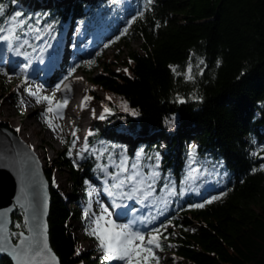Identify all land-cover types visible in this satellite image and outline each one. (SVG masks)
<instances>
[{"label":"trees","instance_id":"obj_1","mask_svg":"<svg viewBox=\"0 0 264 264\" xmlns=\"http://www.w3.org/2000/svg\"><path fill=\"white\" fill-rule=\"evenodd\" d=\"M35 1L40 9L28 16L32 28L48 29L52 24L53 30H59L69 20L88 17L97 22L108 14L101 6L104 0ZM0 2L6 5L2 23L13 5L11 0ZM121 4L117 1L120 10ZM130 4L131 12L113 25L112 34H119L125 46L139 40L141 51L128 53L126 72L110 66L98 74L86 70L93 86L112 97L104 102L113 109L105 116L104 132L120 133L129 140L130 155L139 147L145 158L155 160L158 154L163 174L171 173L179 182L187 173L190 145H197L192 156L197 161L220 164L217 183L207 197L188 188L181 194L177 186L176 196L162 207L164 176L159 180L155 192L159 208L152 217H159L155 227L162 222L170 226L160 228L164 249L168 242L173 245L175 264H264V170L259 169L264 160L252 155L264 145V0H152L151 4L131 0ZM137 11L144 12L143 17L129 25ZM37 19L43 22L36 25ZM121 25L128 27L124 35ZM29 33L31 39L34 32ZM190 57L194 81L185 79ZM171 66H177L175 72ZM176 93L187 101L178 102ZM192 94L203 96V101H193ZM89 95L98 98L93 92ZM122 101L139 114L125 111ZM88 140L94 143L93 136ZM162 140L167 141L165 152ZM66 146L55 162L68 171L71 196L54 188L50 167H44L51 183L50 243L60 264H94L81 250L76 254L79 240L71 227L74 213L67 201L86 188L85 180L95 172L86 157L79 161L69 157ZM253 166L256 172L251 171ZM220 192L225 195L203 207H188ZM23 218V211L16 208L13 233ZM0 264L13 263L4 255Z\"/></svg>","mask_w":264,"mask_h":264},{"label":"rangeland","instance_id":"obj_2","mask_svg":"<svg viewBox=\"0 0 264 264\" xmlns=\"http://www.w3.org/2000/svg\"><path fill=\"white\" fill-rule=\"evenodd\" d=\"M11 1L13 5V11L11 14L15 11H20L27 14V16L24 15L26 19L30 14L38 12L40 9L35 3V0H16L15 3H13V0ZM117 1L122 3L120 7L121 10L117 6ZM130 2L131 0H104L101 6H103V9L108 14L103 18L100 16L102 20L98 19L97 22L95 20H91L90 22L88 17H84L81 19L69 20L64 23L59 30H49L45 29V27H39L42 29V39L36 40V43L33 45L35 51H33V48H26L25 50L28 51L32 57H36L41 55L40 49H45L43 52V61L33 59L30 68L24 73H20V66H22V63L27 62V57L20 56L23 61L22 59L17 61L19 62V66H17V62H15V65L18 67V75H12L9 79V77L0 74V123L15 130L16 135L20 137L19 133L21 130L18 128L19 124L31 122V127L29 126L26 129V132L32 133L34 131L37 134L35 136L36 143L44 138V145H39L34 152L38 156L39 160H41L40 163L43 165V168L50 167L49 169L52 175V184L58 192H61L66 196H71L73 193L72 182L69 179L67 169L58 166L55 162L58 155L67 148L64 141L67 140L69 145L73 139H76V147L73 149L74 155L72 158L78 161L81 160L79 153L81 152L84 144L87 143L90 146L89 151L84 152L83 157H86L87 163L91 164V171L95 172V175L88 179L93 182L95 188L93 189L86 184V188L78 191L74 200L72 202L67 201V204L74 213V219L71 222V227L79 240L80 250L89 258L95 260L94 264H104L106 261L102 259L103 253L100 250L97 252L90 251L91 247L98 246V241L94 236H91L87 231H85V229L88 228L94 216L101 210L99 207L95 208L94 205H92L91 215L87 219L84 218L83 213L84 208L91 199V194L96 191V186L103 182H105L104 187L106 186V181L100 175L102 168L98 169L97 165L109 164V156H111L113 160H117L123 153V155L128 157L130 163H135L137 153L141 152L140 163L143 170L145 172H150L151 170L156 169L160 173L157 184L153 186L155 192L159 184V180H161L164 176L163 183H161L160 187L164 193L160 195V198L165 200L168 199V201L176 195H169L171 187L168 190H165V184H169L170 186L174 185L176 192L178 186L181 194H183L186 191V188H188V191L191 190L195 193L200 192L202 197H207L212 193L211 191H213V188L215 187L214 185L217 183L216 180L219 177L218 166L220 164H214L210 161V159L197 161L195 157H192L189 159V163L186 166V175L182 181L179 182L171 173L163 174L160 168V159L157 161V159L153 160L151 158H145L143 147H139L136 153L130 155L129 148L132 146V143H130L129 140L125 139L120 133H113L111 131L109 133L104 132L106 128V125L103 123L105 118L101 119L100 117H105L109 114L103 111L105 105L104 102L108 99V95L93 86L89 79L92 76H89L86 70L91 69L93 74H98L102 71L104 66H110L115 71L126 72L124 69H126V64L129 61L128 53L130 51H141L139 40L134 39L129 46H125L120 41V38L115 39V37L119 36V34H112L114 32L112 30L113 25L118 23V20L121 17H128L131 12L133 4H130ZM123 30L124 27L121 25L120 33H122ZM74 39L78 40L75 45H72L75 41ZM110 40L112 43L109 44ZM105 45H107V47H105ZM5 48L7 49L6 45ZM78 48L82 51L85 50L82 55H79L80 52L78 51ZM10 53L16 54L11 50ZM71 58L73 59L72 61H70ZM61 61L65 64H60L59 66ZM8 62L9 59H6L5 63L8 64ZM7 64L4 66L0 61V67H7ZM55 65H57L61 74H69L72 72L73 75L78 77L79 82L83 85V91L78 93L77 100L73 105V108L75 111H79L81 113L86 112L87 110L89 113H92L90 111L95 109L96 115L93 116V118L88 119L87 128L83 125V119H79L74 115L70 116L68 119L67 116L63 114L60 115L54 111L47 113V117L51 118L52 123L57 125L56 130L53 131L52 128L49 127L44 115L45 110L49 106L47 101H37L36 98L29 93L28 87L31 86L37 93L49 95L54 94L55 100L57 101L63 97L59 90L56 88L51 90L45 84L47 82L46 80L51 75L50 69ZM73 69H75V71H73ZM46 70L47 73H45ZM25 75L29 77L27 81L24 80ZM31 75L34 77L30 78ZM86 89L88 95L89 92H93L98 96L97 99L94 97V99L89 101L88 108L83 107L82 100L86 94ZM81 108L84 111H80ZM17 129H19V131H17ZM77 130L79 138H76L73 135V133H76ZM90 132L91 135H89ZM98 133L100 135L97 138L95 135H98ZM92 136L94 137V143H89L88 139ZM20 139L32 149V142L29 143L21 137ZM160 143L162 145V151L165 152L167 141L162 140ZM186 144L187 142L184 143L185 146ZM92 149L98 150L100 156L98 157L96 151H92ZM162 151L159 154H161ZM45 155L46 157L44 158ZM192 160H195L196 164H193ZM109 166L111 167V165ZM53 179L55 182H53ZM108 198L110 201L112 200L115 210H118V208L115 207L113 198L109 195ZM131 201L139 204L141 203L136 199ZM141 204H147L149 207L147 212H145L146 214L149 213V218L150 213L152 215L153 212L157 211L159 208L155 194ZM164 204L165 202H163L162 207H164ZM104 205H106V202ZM158 218L159 217L154 219L150 218L146 222L145 228L142 230L151 232L153 228L160 229V225H164V222L159 224L157 227L154 226V224L158 221ZM169 227L170 226L167 225L164 228ZM173 251V245L169 242L166 243L164 251H158L157 253L162 257L160 264H175Z\"/></svg>","mask_w":264,"mask_h":264},{"label":"snow or ice","instance_id":"obj_3","mask_svg":"<svg viewBox=\"0 0 264 264\" xmlns=\"http://www.w3.org/2000/svg\"><path fill=\"white\" fill-rule=\"evenodd\" d=\"M16 0H13L15 3ZM152 0H146V4H151ZM6 5L0 3V17H5ZM144 12L137 11L135 15L131 17L128 24L131 25L137 17H143ZM24 17V13L20 11H15L14 13L7 15L0 23V42H3L7 49L15 52L18 56L27 57V62L22 63L20 66V73H24L30 68L33 59L43 61V52L45 49H40L41 55L32 57L31 54L26 51V48L33 47V40H41L42 29L39 27H30L28 20ZM43 21L37 19L35 21L36 25H39ZM53 24L55 21L52 22ZM159 27V24L156 25ZM47 28L52 29V24H48ZM34 32V35L29 38V32ZM128 27L126 26L121 35L126 34ZM116 36L115 39H119ZM112 41H109V44ZM107 47V45H105ZM192 57L189 58V63L186 67L185 79L189 81H194L196 77L193 75L194 65L191 62ZM131 62V61H130ZM88 63V62H86ZM201 64L204 63L203 60L200 61ZM220 63V61H217ZM19 66V62H17ZM173 71H176L177 66H171ZM75 71V69H73ZM127 71V69H124ZM200 73L203 74V68L200 69ZM0 74H3L9 79L12 75H18L15 71V66L10 70L8 67H0ZM28 76H24V80H28ZM82 79V78H80ZM63 83V82H61ZM61 84L56 85V89L60 90ZM65 92L71 90L70 84H63ZM29 93L36 98L37 101H47L48 108L45 110V118L53 131L56 130L57 125L52 123L51 118L47 117V113L57 112L62 113L65 108H67L70 103V99L67 96H63L60 100H55L54 94H40L33 90L31 86L28 87ZM85 95L83 97V107H89V101L94 99V97L87 94V89L85 90ZM177 101L180 103H185L187 97L176 93ZM190 98L193 101H203V96L198 94H192ZM109 100L112 99L111 96L108 97ZM55 101V103H54ZM122 107L125 111H130L132 115H138V111L134 108H129L126 101L121 102ZM103 111L105 113H111L113 109L107 104L104 105ZM93 115H96L95 109L92 110ZM104 119V116L100 117ZM174 120V115H173ZM63 130V129H61ZM19 131V129H17ZM74 137H78V130L73 133ZM91 135V132L89 133ZM66 144L67 140L64 141ZM34 152L35 146H31ZM76 147V139H73L71 144H69L67 149V155L72 157L74 155L73 149ZM90 146L85 143L81 152L79 153L81 159H83L84 152L89 151ZM197 149V145H190L189 157L191 158ZM96 151L97 156H100L98 150ZM107 151V150H106ZM141 152L136 155V162L130 163L128 157L120 155L117 160H113L109 156V164L107 165H97V168H102L100 175L106 181V186L104 191L111 196L115 202V207L121 209L120 215L127 216L128 212H135V208L124 207V202L128 200H139L144 203L145 200L149 199L155 194L154 185L157 184L160 177L158 170L153 169L150 172H145L140 163ZM252 155L264 157V145H260L255 148ZM32 160H36L35 156L31 157ZM159 160V155L157 154V161ZM73 163L77 168L80 167L75 160ZM193 164H196L195 160H192ZM28 161H24V166L21 168V173L23 181L21 183L20 192L17 197V202L20 207L24 210L23 221H17L15 227L17 231L14 233L8 227L9 219L7 211L0 212V253H7L13 258L14 264H59V258L53 251L49 243L48 238V224L45 220L48 208V194L43 189H46V185L41 180L37 182L34 178L33 171L30 167H27ZM111 165V167L109 166ZM39 164H36V168ZM158 168V164H157ZM259 169L264 170V163L259 164ZM257 167L253 166L251 168L252 172H256ZM53 182L55 180L53 179ZM91 188H95V185L91 180H85ZM171 187L169 195H176V188L174 185L165 184V190ZM224 192H220L219 195H212L207 201L197 204H189V208H199L203 207L205 203H210L211 201L217 200L224 196ZM165 200V204H166ZM103 210L94 216L92 222L89 224L88 228L85 229L91 236H94L98 241V247L103 253V260L107 261H120L123 264H160L162 257L158 255V251H164V245L162 243L163 236L160 229L153 228L151 232H146V230H141L136 227L137 221L135 219L128 220L127 223L118 222L117 219L113 218L112 212L108 209L106 205H102ZM92 202L89 203L84 208V218L87 219L91 215ZM147 222V221H144ZM169 224L172 223L171 220L168 221ZM165 225L161 224L160 228H164ZM194 231V229H193ZM80 249L76 250V254L79 255ZM83 264V262H81Z\"/></svg>","mask_w":264,"mask_h":264},{"label":"bare ground","instance_id":"obj_4","mask_svg":"<svg viewBox=\"0 0 264 264\" xmlns=\"http://www.w3.org/2000/svg\"><path fill=\"white\" fill-rule=\"evenodd\" d=\"M71 38H72V36H71ZM77 40H75L72 43V45H75L77 43ZM78 51L80 52L79 55L80 54L82 55L83 51H85V50L82 51V50H80L78 48ZM1 57H3V58H1ZM0 58H1L0 61H1L2 65L5 66L7 64V63H5V60L9 59L7 67L10 68V70H11L15 66V71L16 72L18 71V67L15 65V62L19 61L22 58L20 56L16 55V54H14V53H10V50L5 48V44L3 42H0ZM72 60L73 59L71 58L70 61H72ZM22 61H23V59H22ZM60 64H65V63H63L61 61L59 63V66H60ZM50 72H51V75L46 80L47 81L45 83L46 86H48V88L53 90V89L56 88L57 84H61V88L59 90L60 93L63 96H67L70 99V103L68 104L67 108H65L63 110V112L60 113V115L63 114L65 116H67L68 119L72 115L76 116L79 119H83L82 120V122L84 123L83 125H84V127L87 128L88 127V123H87L88 119L93 118V116H95V115H93V113H89L88 110L86 112L81 113L79 111H75L74 108H73V105L76 103L78 93L83 91V85L79 82L78 77L73 75L72 72H70L69 74H61L59 72V68L57 67V65L52 67L50 69ZM45 73H47V70L45 71ZM33 77L34 76L31 75L30 78H33ZM61 82H63V83H61ZM63 84H70L71 85V90L65 92V90L63 88ZM81 110H83V109L81 108L80 111ZM90 112H92V111H90ZM29 126L31 127V122H29V123L27 122V123H23V124L20 123L19 126H18V128L21 130V132L19 133V136L23 140H25V141H27L29 143L32 142V144L35 146V150H36V148L39 147V145L40 146L44 145V138L39 141L40 143L39 142L36 143L35 136L37 134L34 131L32 133H30V132L27 133L26 132V129ZM45 157H46V155L44 156V158ZM104 183L105 182L99 183V185L96 186V191L91 194V199L90 200L92 202V205H94L95 208L99 207V209L102 211L103 210L102 205H104V203L106 202V206L112 212L113 218L117 219L118 222L127 223L128 220L135 219L137 221L136 227H138L141 230L143 228H145L146 222H144V221H148L150 219L149 218V213L148 214L145 213V212H147V210L149 208L147 206V204L146 205L141 204V203L139 204V203L133 202L131 200L125 201L124 202V207L129 208V209L135 208L136 211L135 212L129 211L126 217L125 216H121L120 215L121 209L115 210L112 200L111 201L109 200L107 192H105L103 190L104 189L103 187L105 185ZM50 207H51V205H50ZM150 215H151V213H150ZM99 250L100 249H99L98 246L90 248L91 252H97ZM105 261H106V263H104V264H123V262H120V261H107V260H105Z\"/></svg>","mask_w":264,"mask_h":264},{"label":"water","instance_id":"obj_5","mask_svg":"<svg viewBox=\"0 0 264 264\" xmlns=\"http://www.w3.org/2000/svg\"><path fill=\"white\" fill-rule=\"evenodd\" d=\"M32 156H35L37 159L32 160ZM25 160L28 161L27 167L32 169L35 180L37 182L42 180L46 185V189H43V191H46L48 194V208L45 220L48 224V238L50 243L49 216L51 205V183L48 180L43 165L40 163L35 152H33L32 149L12 130L5 126H0V212L7 211L9 219L8 227L10 229L12 226V216L16 208H20L24 214V210L17 202V197L23 181L21 168L24 166ZM258 160L262 161L264 160V157L261 156ZM37 163L39 164L38 168H36ZM4 255L14 264L13 258L7 253H0V258Z\"/></svg>","mask_w":264,"mask_h":264}]
</instances>
